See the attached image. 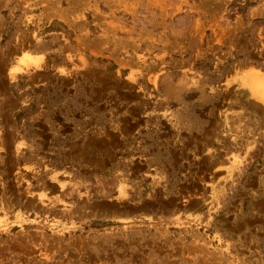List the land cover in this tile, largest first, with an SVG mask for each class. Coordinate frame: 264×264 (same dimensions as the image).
<instances>
[{
  "label": "rangeland",
  "instance_id": "rangeland-1",
  "mask_svg": "<svg viewBox=\"0 0 264 264\" xmlns=\"http://www.w3.org/2000/svg\"><path fill=\"white\" fill-rule=\"evenodd\" d=\"M263 74L264 0H0V264H105L115 237L153 264L138 253L163 231L172 264H264ZM232 83L256 102L251 141L223 135ZM21 107L51 115L31 130ZM144 206L177 224H97Z\"/></svg>",
  "mask_w": 264,
  "mask_h": 264
},
{
  "label": "crops",
  "instance_id": "crops-1",
  "mask_svg": "<svg viewBox=\"0 0 264 264\" xmlns=\"http://www.w3.org/2000/svg\"><path fill=\"white\" fill-rule=\"evenodd\" d=\"M264 75V74H263ZM196 80L195 76L190 75V74H183L180 77V80L175 83V87L174 90L176 89V94L178 96V98L180 97H187L192 95L194 92V90L196 89V86L194 85V81ZM167 90H171V84L166 85ZM233 86V100H232V105L230 104V106L225 107L224 109H222L221 111L218 112V115L221 114V116L224 119H228L229 124H227L225 126V132L223 133L224 136H228L230 135L228 140H231L232 138L235 139V141H251L253 138L252 137H248V135L250 134L249 132L252 130H255L259 125H258V121L254 120V118L249 115V106H247L245 103L248 102L250 104H255V100H253V98L251 97V91L246 88L243 87L241 85H237L232 83ZM253 92V91H252ZM197 97H199L197 94H195ZM178 98H174L176 99L175 101L178 100ZM246 101V102H245ZM187 108V107H186ZM262 110H264V107H261ZM19 112L17 114H22L23 118H24V122L25 125L29 128H31V130L40 122L44 121L45 119L49 118V116L51 115V111H46V110H38L36 108L33 109V111H29L27 109V107H21L19 110ZM176 114H182L185 115L187 114L185 106H179L177 108H175L171 115H176ZM22 118V119H23ZM164 118V117H163ZM61 124V128L66 130V127H69V129L71 130H76V127L71 124L69 126L68 121H64V122H60ZM184 127L182 128V130H184L183 132H187V129L185 128V124L184 123ZM185 128V129H184ZM174 130H176V128H174ZM260 134L256 137H260L263 138L264 137V126L263 128L260 130ZM76 132V131H75ZM31 131L29 132V136L25 137V141H35L36 139L33 136H30ZM56 139V138H54ZM60 141H70L71 139L69 138H60ZM223 139V138H222ZM57 141V140H55ZM257 141V139H256ZM156 144V143H155ZM152 144V145H155ZM151 145V144H149ZM158 148L161 149H165V147H161V145H157ZM163 150L159 151V155L162 154ZM160 158V157H158ZM224 160V159H222ZM226 161H231L230 159H227ZM115 171L111 172L109 175L104 174L99 180L97 179H93V186L98 187L99 189L102 190H110L112 187V184L114 179H112V176H114ZM123 172V171H121ZM121 176H123V178L127 177V175H124V173L121 174ZM144 180V178H143ZM91 181V180H90ZM73 182V181H72ZM136 183H141L140 181H135ZM142 204V202L138 203V206H140ZM183 206V204H181ZM142 206V205H141ZM140 208L141 211H139L136 215H132V214H125L122 212H119V216H112L110 218L107 219H103L101 222H97L98 225L101 224H105V226L107 227V230L109 232H119L122 233L123 230L126 228V230L129 231H134V230H138L136 226H145V227H150V228H154L155 229H163L165 230V227H175L176 223V214H174V212H165V209H162L161 207L159 208L158 206H144V207H138ZM181 219V218H180ZM128 226V227H127ZM131 226V227H130ZM130 227V228H129ZM128 228V229H127ZM166 233L165 236H163L162 238H156V243L155 247L156 249H149L148 251L142 250L140 251L138 254V258L140 257V259L144 260L143 258H148V257H153V264H159V262L161 264H172V259H170V255L168 251H166L167 249L164 250V247L170 243V241L172 240L170 238V235L166 232L163 231L162 233ZM113 237V236H112ZM164 238V239H163ZM153 238L151 237V240ZM112 240V239H110ZM120 240H123L122 238H118L115 237V244H118L116 247L119 248L118 250L115 249H110V252H106V253H102V256H109L110 257V261L105 262V264H126V261L124 260V257H131L130 253H121L120 251H122V247H121V243ZM163 250L166 252L164 253ZM160 251V252H158ZM154 253V254H153ZM97 256H99L100 254H95ZM164 255L168 258L164 259ZM173 256V255H172ZM149 262V261H148ZM143 264H148L146 262H144ZM151 264V263H150Z\"/></svg>",
  "mask_w": 264,
  "mask_h": 264
}]
</instances>
